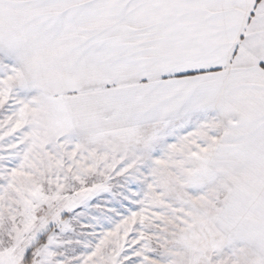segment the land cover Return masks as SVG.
<instances>
[{
	"label": "snow or ice",
	"instance_id": "6c2138e0",
	"mask_svg": "<svg viewBox=\"0 0 264 264\" xmlns=\"http://www.w3.org/2000/svg\"><path fill=\"white\" fill-rule=\"evenodd\" d=\"M0 264H264V0H0Z\"/></svg>",
	"mask_w": 264,
	"mask_h": 264
}]
</instances>
